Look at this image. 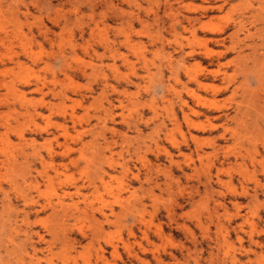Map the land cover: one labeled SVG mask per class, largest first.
<instances>
[{
	"label": "rangeland",
	"instance_id": "obj_1",
	"mask_svg": "<svg viewBox=\"0 0 264 264\" xmlns=\"http://www.w3.org/2000/svg\"><path fill=\"white\" fill-rule=\"evenodd\" d=\"M263 87L264 0H0V264H264Z\"/></svg>",
	"mask_w": 264,
	"mask_h": 264
},
{
	"label": "bare ground",
	"instance_id": "obj_2",
	"mask_svg": "<svg viewBox=\"0 0 264 264\" xmlns=\"http://www.w3.org/2000/svg\"><path fill=\"white\" fill-rule=\"evenodd\" d=\"M193 20H194V19H193ZM65 23H67V22H65ZM85 24H86V23H85ZM94 24H96V23H94ZM239 24H240V23H239ZM96 25H97V24H96ZM92 26H94V25H92ZM97 26H98V25H97ZM95 28H96V27H95ZM93 29H94V27H93ZM98 29H99V28H98ZM82 31H83V30H82ZM91 31H92V29H91ZM94 32H95V30H94ZM94 32H92V33H94ZM92 35H94V34H92ZM102 38H103V37H102ZM104 38H105V37H104ZM51 41H52V40H51ZM102 41H103V40H102ZM102 41H101V42H102ZM104 41H106V40H104ZM112 41H113V39H112ZM105 45H106V44H105ZM113 45H114V44H113ZM235 45H236V44H235ZM114 50H115V48H114ZM117 51H118V50H117ZM117 51H116V52H117ZM69 52H70V51H69ZM62 53H63V56H64V52H63V51L61 52V55H62ZM59 55H60V54H59ZM65 56H66V55H65ZM65 56H64V57H65ZM206 56H207V55H206ZM57 57H59V56H57ZM54 58H56V57H54ZM11 59H12V58H11ZM61 59H63V58L61 57ZM66 59H67V58H66ZM261 59H262V58H261ZM61 61H62V60H61ZM61 61H60V62H61ZM262 61H263V60H262ZM65 62H67V60H66ZM16 63H17V62H16ZM20 64H21V62H20ZM62 64H63V63H62ZM15 65H16V64H15ZM171 65L173 66V64H171ZM64 66H65V65H64ZM64 66H63V67H64ZM20 67H21V66H20ZM66 67H67V66H66ZM174 67H175V66H174ZM180 67H181V66H180ZM171 69H172V68H171ZM173 69H174V68H173ZM173 69H172V70H173ZM176 69H177V67H176ZM210 72H211V71H210ZM52 73H53V72H52ZM169 73H170V72H169ZM53 74H54V73H53ZM256 76H257V75H256ZM52 79H53V78H52ZM175 79H176V78H175ZM54 80H55V78H54ZM169 80H170V79H169ZM257 80H258V79H257ZM196 81H197V80H196ZM27 82H29V81L27 80ZM52 82H53V81H52ZM260 82H261V81H260ZM45 83H46V82H45ZM53 83H55V82H53ZM56 83H57V82H56ZM57 84H58V83H57ZM261 84H262V82H261ZM164 85H165V84H164ZM11 87H13V85H12ZM41 87H42V86H41ZM34 88H36V87H34ZM34 88H33V89H34ZM37 88H38V91H39V88H40V87H37ZM37 88H36V91H37ZM113 88H114V87H113ZM170 88H171V87H170ZM263 88H264V87H263ZM50 89H51V88H50ZM13 90H14V89H13ZM34 90H35V89H34ZM63 90H64V89H63ZM168 90H169V89H168ZM15 91H16V90H15ZM56 91H57V90H56ZM56 91H55V92H56ZM168 92H169V91H168ZM16 93H17V92H16ZM53 93H54V92H53ZM175 94H176V93H175ZM177 94H178V93H177ZM55 95H56V94H55ZM16 96H17V95H16ZM22 96H23V95H22ZM255 98H256V97H255ZM61 99H62V98H61ZM66 99H67V98H66ZM62 100H64V99H62ZM42 101H43V100H42ZM43 102H44V101H43ZM62 103H63V102H62ZM46 104H47V103H46ZM184 104H186V103H184ZM21 105H23V104L21 103ZM26 105H27V104H26ZM52 105H53V104H52ZM180 105H181V104H180ZM186 105H188V104H186ZM182 106H183V105H182ZM27 107H29V106H27ZM31 107H32V106H31ZM34 107H35V106H34ZM35 108H36V107H35ZM50 108H51V107H50ZM26 109H27V108H26ZM33 109H34V108H33ZM33 109H32V110H33ZM47 109H48V108H47ZM63 109H64V108H63ZM180 109H182V108H180ZM183 109H184V107H183ZM30 110H31V109H30ZM26 111H27V110H26ZM34 111H35V110H34ZM27 112H28V111H27ZM109 112H111V111H109ZM183 112H184V111H183ZM28 113H30V112H28ZM31 113H32V112H31ZM34 113H35V114H38V113H36V112H34ZM39 113H41V112H39ZM172 113H173V111H172ZM197 113H198V112H197ZM23 114H24V113H23ZM25 114H26V113H25ZM25 114H24V115H25ZM65 114H66V113H65ZM183 114H184V113H183ZM29 115H30V114H29ZM32 115H33V114H32ZM32 115H31V116H32ZM43 115H44V114H43ZM186 115H187V114H186ZM224 115H225V114H224ZM27 116H28V115H27ZM173 116H174V115H173ZM173 116H172V117H173ZM184 117H187V116H184ZM30 118H31V117H30ZM188 119H189V118H188ZM173 120H174V119H173ZM186 120H187V119H186ZM171 121H172V120H171ZM177 124H178V123H177ZM58 126H60V125H58ZM62 126H63V125H62ZM59 128H61V126H60ZM62 129H63V128H62ZM67 130H68V129H67ZM51 133H52V132H51ZM53 133H54V132H53ZM21 134H22V133H21ZM54 134H55V133H54ZM52 135H53V134H52ZM22 136H23V134H22ZM53 136H54V135H53ZM20 137H21V136H20ZM195 138H196V137H195ZM32 139H33V138H32ZM26 140H27V139H26ZM30 141H31V140H30ZM30 141H29V142H30ZM34 141H36V139H35ZM29 142H28V143H29ZM33 144H34V143H33ZM33 144H30V145L32 146ZM37 145H38V144H37ZM34 147H35V146H34ZM51 150H52V149H51ZM51 150H50V152H51ZM71 151H72V149H71ZM33 152H34V151H33ZM39 153H40V152H39ZM36 154H37V153H36ZM62 155H63V154H62ZM64 155H65V154H64ZM168 157H169V156H168ZM9 158H10V157H9ZM42 158H43V157H42ZM15 159H16V158H15ZM15 159H14V160H15ZM39 159H40V158H39ZM39 159H38V160H39ZM44 159H45V158H44ZM45 160H46V159H45ZM46 163H47V162H46ZM173 163H174V160H173ZM47 164H48V163H47ZM42 165H43V164H42ZM35 169H36V168H35ZM43 169H44V168H43ZM43 169H42V170H43ZM102 169H104V168H102ZM102 169H101V170H102ZM43 171H44V170H43ZM106 171H107V170H106ZM46 172H47V170H46ZM42 173H43V172H42ZM44 173H45V171H44ZM44 173H43V174H44ZM95 173H97V172H95ZM43 174H42V175H43ZM45 174H46V173H45ZM99 176H101V175H99ZM99 176H98L97 178H99ZM47 177H49V176H47ZM95 178H96V177H95ZM44 179H46V178H44ZM47 179H48V178H47ZM52 179H53V178H52ZM52 179L49 178V180H52ZM101 179H102V178H101ZM91 181H92V180H91ZM94 181H95V180H94ZM51 182H52V181H51ZM62 182H63V181H62ZM92 182H93V181H92ZM69 183H70V182H69ZM95 183H96V182H95ZM105 184H106V183H105ZM105 186H106V185H105ZM108 188H109V187H108ZM256 194H257V193H256ZM254 197H255V196H254ZM71 206H72V205H71ZM68 208H69V207H68ZM71 208H72V207H71ZM54 209H55V208H54ZM59 210H61V209H59ZM64 210H65V209H64ZM72 210H73V208L71 209V211H72ZM59 213L61 214V211H59ZM65 213H66V211H65ZM71 213H72V212H71ZM69 215H70V214H69ZM102 215H103V214H102ZM66 216H67V215H66ZM26 218H27V217H26ZM63 218H64V217H63ZM27 219H28V218H27ZM25 220H26V219H25ZM25 220H24V221H25ZM64 220H66V219H64ZM68 220H69V219H68ZM68 223H69V222H68ZM14 225H15V224H14ZM12 226H13V225H12ZM37 232H38V231H37ZM37 232H36V234H37ZM38 234H39V233H38ZM64 234H65V233H64ZM37 236H38V235H37ZM41 236H42V235H41ZM42 237H43V236H42ZM42 237H41V238H42ZM37 238L39 239V236H38ZM11 240H13V239H11ZM11 242H13V241H11ZM33 246H34V244H33ZM33 246H32V247H33ZM35 248H37V247H35ZM33 249H34V247H33ZM35 250H36V249H34L33 251H35ZM26 252H27V251H26ZM30 259H31V257H30ZM32 260H33V259H32ZM38 260H39V259H38ZM61 261H62V260H61ZM36 262H37V261H36ZM40 262H41V261H40ZM49 263H50V261H49ZM35 264H36V263H35ZM50 264H51V263H50Z\"/></svg>",
	"mask_w": 264,
	"mask_h": 264
}]
</instances>
